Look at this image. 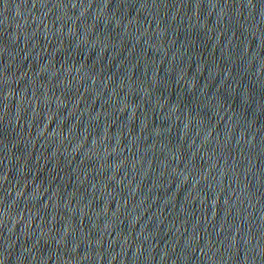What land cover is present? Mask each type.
<instances>
[{
	"label": "water",
	"instance_id": "water-1",
	"mask_svg": "<svg viewBox=\"0 0 264 264\" xmlns=\"http://www.w3.org/2000/svg\"><path fill=\"white\" fill-rule=\"evenodd\" d=\"M0 264H264V0H0Z\"/></svg>",
	"mask_w": 264,
	"mask_h": 264
}]
</instances>
